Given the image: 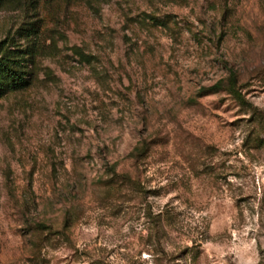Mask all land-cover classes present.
<instances>
[{"label":"rangeland","instance_id":"374dc122","mask_svg":"<svg viewBox=\"0 0 264 264\" xmlns=\"http://www.w3.org/2000/svg\"><path fill=\"white\" fill-rule=\"evenodd\" d=\"M14 0L42 48L0 97V264H264V0Z\"/></svg>","mask_w":264,"mask_h":264},{"label":"trees","instance_id":"16d2710c","mask_svg":"<svg viewBox=\"0 0 264 264\" xmlns=\"http://www.w3.org/2000/svg\"><path fill=\"white\" fill-rule=\"evenodd\" d=\"M14 0H0V8ZM34 3V0L30 1ZM23 28L25 42L13 37L0 40V97L9 91H19L30 86L33 79V65L42 48L40 28L36 22Z\"/></svg>","mask_w":264,"mask_h":264}]
</instances>
